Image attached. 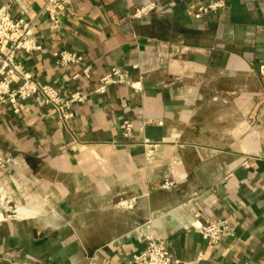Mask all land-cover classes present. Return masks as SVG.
Wrapping results in <instances>:
<instances>
[{
  "label": "crops",
  "instance_id": "crops-1",
  "mask_svg": "<svg viewBox=\"0 0 264 264\" xmlns=\"http://www.w3.org/2000/svg\"><path fill=\"white\" fill-rule=\"evenodd\" d=\"M44 4L0 0L15 18H37L42 50L19 59L87 100L67 125L35 98L18 114L0 108L1 175L40 213L0 226V264H131L150 235L180 261L264 264V0H74L59 31ZM63 52L82 60L61 67ZM113 68L141 90L96 94ZM146 139L161 144L150 165ZM168 180L174 187L161 189ZM196 214L232 235L209 246L191 227Z\"/></svg>",
  "mask_w": 264,
  "mask_h": 264
},
{
  "label": "built area",
  "instance_id": "built-area-1",
  "mask_svg": "<svg viewBox=\"0 0 264 264\" xmlns=\"http://www.w3.org/2000/svg\"><path fill=\"white\" fill-rule=\"evenodd\" d=\"M73 1L45 0L42 12L48 15L52 30H60L63 15ZM222 7V2L202 6L197 17L217 11ZM153 8L154 5L142 8L134 14V17L141 18ZM36 21L37 18H15L6 9L0 8V108L9 107L14 114H18L23 103L35 98L45 106L50 107L57 115L58 120L67 125L74 116L73 107L85 103L87 96L80 92L65 95L52 85L36 79L30 71L25 69L19 59L20 54L32 55L42 50L41 45L34 37L33 30ZM81 60L82 58L78 54L72 52H63L58 55V64L64 68L78 65ZM260 73L264 74V66L260 68ZM83 76H90L88 68L83 71ZM116 85H125L136 91L141 90L140 83L130 81L125 72L113 68L100 79L99 87L95 93L104 94L108 88ZM121 129L125 137H130L134 126L126 121L122 124ZM141 146L144 150L146 165L152 164L157 157L161 144L146 139ZM242 166L251 168L253 162L251 159H247L242 162ZM7 169V164L0 155V226L10 220L35 217L38 213L36 209L31 210L24 207L22 192L11 187L8 175H1L6 174ZM174 185L173 181L168 180L161 185V189L170 190ZM18 196H21L22 199L19 203L17 201ZM133 203L134 200L124 207H132ZM20 212L24 215L20 216ZM191 227L211 247L218 245L224 236L232 235V231L226 222L204 223L198 214L194 216ZM204 260L205 257L200 255L194 261H180L170 255L168 245L164 240L150 235L147 238L145 251L134 256L131 264H201Z\"/></svg>",
  "mask_w": 264,
  "mask_h": 264
},
{
  "label": "bare ground",
  "instance_id": "bare-ground-1",
  "mask_svg": "<svg viewBox=\"0 0 264 264\" xmlns=\"http://www.w3.org/2000/svg\"><path fill=\"white\" fill-rule=\"evenodd\" d=\"M24 215V213L20 212V216Z\"/></svg>",
  "mask_w": 264,
  "mask_h": 264
},
{
  "label": "rangeland",
  "instance_id": "rangeland-1",
  "mask_svg": "<svg viewBox=\"0 0 264 264\" xmlns=\"http://www.w3.org/2000/svg\"><path fill=\"white\" fill-rule=\"evenodd\" d=\"M37 215H39L40 213H39V211H38V213H36ZM35 215V214H34ZM37 215H35V216H37Z\"/></svg>",
  "mask_w": 264,
  "mask_h": 264
}]
</instances>
